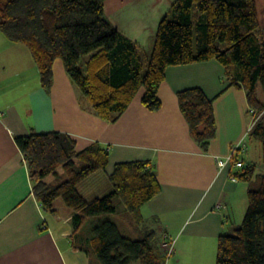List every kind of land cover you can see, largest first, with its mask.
<instances>
[{"label": "trees", "instance_id": "16d2710c", "mask_svg": "<svg viewBox=\"0 0 264 264\" xmlns=\"http://www.w3.org/2000/svg\"><path fill=\"white\" fill-rule=\"evenodd\" d=\"M0 31L9 41L27 47L47 93L53 83V63L60 58L82 105L108 122L120 118L141 88L143 105L158 110L157 94L168 66L217 60L225 67L230 85L245 90L254 115L253 131L260 130L264 26L257 0H175L160 20L148 51L117 30L105 15L104 0H0ZM177 98L191 137L207 152L216 132L212 100L197 87L178 91ZM14 139L35 198L45 211H54V201L61 197L73 210L71 220L78 230L89 216L114 213L118 198L130 223L141 227L142 236L131 238L108 216L96 221L84 246L95 252L99 264H166L170 253L161 246L165 230L157 224L149 227L140 213L161 189L152 164L143 160L116 164L110 175L112 190L89 201L77 186L105 168L106 149L94 143L77 150L75 140L59 131L31 132ZM236 160L243 158L237 154ZM242 164L232 175L250 182L246 211L233 233L219 235L215 264H264V174L253 186L255 168Z\"/></svg>", "mask_w": 264, "mask_h": 264}, {"label": "crops", "instance_id": "0c3cea01", "mask_svg": "<svg viewBox=\"0 0 264 264\" xmlns=\"http://www.w3.org/2000/svg\"><path fill=\"white\" fill-rule=\"evenodd\" d=\"M174 1L104 0V12L117 30L148 51ZM193 87L213 102L216 132L207 152L191 137L178 103L177 92ZM143 94L141 88L116 122L105 121L82 105L60 58L53 63L47 93L27 47L0 31V264H74L58 237L68 234L61 235L59 226L48 222L14 139L46 131L68 134L77 150L94 143L107 150L105 168L82 180L99 173L104 193L89 195V187L82 192V181L77 186L89 201L112 190L110 175L116 164L148 161L161 189L140 208L146 224L165 230L178 256L217 253L219 235L230 233L232 220L236 222L247 207L249 184L232 175L238 169L233 163L220 167L216 160L245 144L246 150L237 154L250 165L244 156L254 115L245 90L230 85L220 62L208 60L168 66L157 94L158 110L143 105ZM258 95L263 98L259 89Z\"/></svg>", "mask_w": 264, "mask_h": 264}, {"label": "rangeland", "instance_id": "374dc122", "mask_svg": "<svg viewBox=\"0 0 264 264\" xmlns=\"http://www.w3.org/2000/svg\"><path fill=\"white\" fill-rule=\"evenodd\" d=\"M257 10L259 22L261 26H264L263 0H257ZM258 89L259 94L262 96L263 92L261 87L259 86ZM259 127L260 130L257 131L259 133L253 131L248 136L247 141L249 151L244 156L246 161L249 164H252L255 168L254 176L251 181L253 186L256 185L255 181H257L258 176L264 174V155L261 141V139H264V116L260 121ZM98 174L94 175L87 181H82V183H80V190L85 192V187H89L90 191H86L87 193H90L89 195H91L93 191L98 194L104 193L103 189L105 186V181L103 177H100L101 175ZM246 183L249 184L250 182ZM114 201L116 205V210L114 213L89 216L83 226L78 230L75 229L71 218L67 220L68 213L72 212L73 210L65 205L61 197L55 199L53 204L54 211H46L48 222L53 224V226L57 224L59 229H61V232L58 230V233H61V235H63V233L68 234L66 237H60L58 234V237L64 247L65 254L73 260L74 264H99L95 252L89 247L85 248L84 245H86V239L91 235L92 227L100 218H104L105 216L110 217V219L119 225L121 232L128 237L137 238L142 236L141 227H136L135 223H130L131 219L129 218V212L127 211L126 207L120 202L118 198H115ZM244 214L240 218H236V222L232 220V230L230 233L234 232V224L237 226L241 224ZM161 246L162 249L165 250V247H163V245ZM215 262L216 254H208L205 256H178V253H175L172 248V252L168 256L166 264H215ZM132 264H140V261H135Z\"/></svg>", "mask_w": 264, "mask_h": 264}, {"label": "built area", "instance_id": "2783aa9c", "mask_svg": "<svg viewBox=\"0 0 264 264\" xmlns=\"http://www.w3.org/2000/svg\"><path fill=\"white\" fill-rule=\"evenodd\" d=\"M239 150H246V145L245 144H241V145H236L230 152V154L225 157V158H220V157H216L217 163L220 167H224L228 164H234L236 165V167H242V160H236L235 161V156L237 154V151ZM163 247L166 248L167 253H171L172 252V248H173V242L170 240L169 236L164 233L163 236V242H162Z\"/></svg>", "mask_w": 264, "mask_h": 264}]
</instances>
